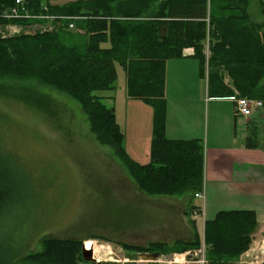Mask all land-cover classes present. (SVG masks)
<instances>
[{
	"label": "trees",
	"instance_id": "16d2710c",
	"mask_svg": "<svg viewBox=\"0 0 264 264\" xmlns=\"http://www.w3.org/2000/svg\"><path fill=\"white\" fill-rule=\"evenodd\" d=\"M58 1L23 0L21 15L8 17L15 0H0V27H20L16 34L0 35V77L35 79L77 101L97 141L110 148L144 193L188 194L185 213L193 228L191 241H174L172 245L151 242L146 246L120 243L125 249L161 254L203 244L208 264H229L237 259L249 248L258 229L256 213L250 209L220 210L204 221L201 240L191 216L200 211L192 201L195 193L203 190V141L165 136L166 63L182 58L183 50L192 48L209 97L232 95L223 83L225 71L239 96L264 98L257 89L264 73V39L260 26L249 19V0ZM261 10L264 12V2ZM49 18L51 23L45 21ZM46 23L51 28H33ZM206 42L208 58L204 54ZM117 66L125 74L127 98L141 100L153 110L146 164L135 162L126 153L114 106L100 94L115 90ZM245 145L256 147L249 139ZM1 162L0 217L20 198L18 192L24 183L13 166ZM12 225L3 223L0 229V264L20 259L37 264H83L82 241L48 239L40 252L27 254L24 244L29 239L14 234L17 226L11 233Z\"/></svg>",
	"mask_w": 264,
	"mask_h": 264
},
{
	"label": "rangeland",
	"instance_id": "374dc122",
	"mask_svg": "<svg viewBox=\"0 0 264 264\" xmlns=\"http://www.w3.org/2000/svg\"><path fill=\"white\" fill-rule=\"evenodd\" d=\"M65 1L69 0H59L58 3ZM261 2L264 0H249L247 13L249 19L260 26L259 34L264 39ZM45 21L51 20L49 18ZM50 23L33 28L49 29L52 26ZM19 31L20 27L16 25L0 27V35L3 36ZM204 54L206 58L209 57L207 42ZM179 62H183V59H174L168 64L166 100L171 106L187 103L190 106H206V79L198 75V61H190L196 71L194 85L187 83V76L183 78L176 73L189 66ZM222 79L224 85L231 88V97H241L225 71ZM179 81H185V91ZM257 89L264 95V73ZM186 90H189L188 94ZM112 96L115 102L107 104L114 106V109L116 104L117 123L122 126L119 125L124 133L125 145V135L129 138V130L124 127L130 118L126 115L125 74L119 66ZM255 99L262 101V108L254 116L247 117L246 139L256 144V147L249 149L256 148L264 155V98ZM130 102L128 106L132 105L131 108L142 113L140 129L143 131L144 110L148 104L141 100ZM210 104L233 106V102L227 99L211 100ZM130 123L133 126L134 123ZM206 136L211 139L210 132L207 134L204 129L201 139L203 154L206 150ZM237 139L240 143L237 146L243 149L242 131H239ZM0 159L1 163L13 166L18 178L24 181L18 192L20 198L7 205L6 212L0 217V229L3 223H12V233V228L17 226L14 234L29 239L24 244L27 254L40 252L44 241L48 239H72L82 241L84 246L93 251L94 258L101 262L200 264V260L205 259L203 244L183 252L161 253L155 260L157 262L146 259L142 254L136 255V251L125 249L120 244L146 246L151 242H166L172 245L174 241H191L193 228L185 213L189 206V196L151 195L138 189L110 148L97 141L90 130L87 114L78 102L51 86L35 79L0 77ZM252 175H255L256 180L264 182V169L257 167L253 169ZM208 188H211L210 184ZM198 193L203 197V190ZM195 203L199 204L201 200L196 199ZM196 215L199 216L197 223L201 227V209L193 213L191 218L195 220ZM261 245L264 250V241L258 247L261 248ZM189 251V257L183 256ZM242 254L229 264L239 262ZM174 260L176 263H173ZM81 263L91 264L86 261ZM13 264L37 263L20 259Z\"/></svg>",
	"mask_w": 264,
	"mask_h": 264
},
{
	"label": "crops",
	"instance_id": "0c3cea01",
	"mask_svg": "<svg viewBox=\"0 0 264 264\" xmlns=\"http://www.w3.org/2000/svg\"><path fill=\"white\" fill-rule=\"evenodd\" d=\"M192 54V48L183 50V57L177 59H183V62L179 63L189 64V66L186 70L182 68L176 73L183 78L187 76L189 79L187 83L194 85L196 71L192 66L194 64L190 62L194 59ZM173 60L170 59L166 63V77L169 72L168 64ZM172 63L175 64V62ZM176 65L179 64L176 63ZM179 83L185 91V81H179ZM188 92L189 90H186L185 93L188 94ZM101 95L105 98L106 103L115 102L112 91L102 92ZM218 99L231 101L229 97H209L206 85L204 96L206 106H190V103L183 106H171L166 100L165 136L174 140L203 139L204 129L205 133L210 132L211 139L206 136V150L203 154V197H195L192 201V204L200 207L203 214L201 227L197 223L199 216H194L197 232L202 240L204 221L213 218L220 210H253L257 216L258 229L252 235V243L249 249L242 254L239 262L233 264L264 263L263 245L261 248L258 247V244L264 241V182L256 180L255 175H252L253 169L257 167L264 169V155L259 153L260 151L256 148L249 149L245 145L248 134L247 118L235 117L233 106H211V100ZM131 100L138 99L127 98V96L125 98V105L128 107L126 115L130 119L127 126L124 127V129L129 130V138L126 134L124 146L126 153L132 160L139 164H146L150 158L153 111L150 106L146 105L147 108L144 110L145 128L142 131L140 129L142 113L131 108L132 105L128 106ZM115 111L118 121L116 104ZM130 122L134 123L133 126ZM239 131H242L244 135L243 149L237 146L240 144L237 139ZM209 184L211 188H208ZM196 199H200L201 203L196 204ZM260 250H262L263 255L260 254Z\"/></svg>",
	"mask_w": 264,
	"mask_h": 264
},
{
	"label": "built area",
	"instance_id": "2783aa9c",
	"mask_svg": "<svg viewBox=\"0 0 264 264\" xmlns=\"http://www.w3.org/2000/svg\"><path fill=\"white\" fill-rule=\"evenodd\" d=\"M15 6L11 8L6 16L8 17H18L21 14V10H19L20 6L23 3V0H15ZM70 28H73V25H69ZM233 102L234 114L237 117H252L262 108V101L257 99H249L245 97H229ZM196 197H201L200 193L195 194ZM186 254L183 256L189 257V252H185ZM205 260V259H204ZM203 259L200 260V264H206V261ZM176 263V260L173 261Z\"/></svg>",
	"mask_w": 264,
	"mask_h": 264
},
{
	"label": "water",
	"instance_id": "95a60500",
	"mask_svg": "<svg viewBox=\"0 0 264 264\" xmlns=\"http://www.w3.org/2000/svg\"><path fill=\"white\" fill-rule=\"evenodd\" d=\"M29 33V32H28ZM146 257V259H151V260H157L160 257V253L155 252V253H141ZM81 256L82 259L86 262L90 263H96V264H118L117 262H107L103 263L99 260H96L93 256V251L90 249H86L85 246L82 244V250H81Z\"/></svg>",
	"mask_w": 264,
	"mask_h": 264
},
{
	"label": "flooded vegetation",
	"instance_id": "af4514ba",
	"mask_svg": "<svg viewBox=\"0 0 264 264\" xmlns=\"http://www.w3.org/2000/svg\"><path fill=\"white\" fill-rule=\"evenodd\" d=\"M138 254H141V252H136V255H138ZM153 262H157V261H153ZM90 263V262H89ZM103 263H107V262H103ZM84 264V263H83ZM91 264H96V263H91Z\"/></svg>",
	"mask_w": 264,
	"mask_h": 264
},
{
	"label": "bare ground",
	"instance_id": "6f19581e",
	"mask_svg": "<svg viewBox=\"0 0 264 264\" xmlns=\"http://www.w3.org/2000/svg\"><path fill=\"white\" fill-rule=\"evenodd\" d=\"M85 248H86V249H89L86 245H85Z\"/></svg>",
	"mask_w": 264,
	"mask_h": 264
}]
</instances>
